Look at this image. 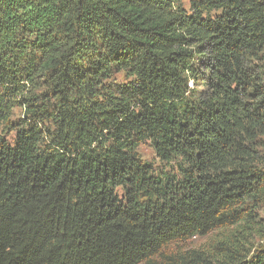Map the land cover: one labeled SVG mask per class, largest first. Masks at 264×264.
I'll list each match as a JSON object with an SVG mask.
<instances>
[{
	"label": "trees",
	"instance_id": "1",
	"mask_svg": "<svg viewBox=\"0 0 264 264\" xmlns=\"http://www.w3.org/2000/svg\"><path fill=\"white\" fill-rule=\"evenodd\" d=\"M0 264H264V0H0Z\"/></svg>",
	"mask_w": 264,
	"mask_h": 264
},
{
	"label": "rangeland",
	"instance_id": "2",
	"mask_svg": "<svg viewBox=\"0 0 264 264\" xmlns=\"http://www.w3.org/2000/svg\"><path fill=\"white\" fill-rule=\"evenodd\" d=\"M139 151H140V154L143 160H145L148 163H153L156 166L160 165L159 161L156 160L153 150L148 144L142 145ZM193 243L195 246H199V244L201 243V240H194Z\"/></svg>",
	"mask_w": 264,
	"mask_h": 264
}]
</instances>
